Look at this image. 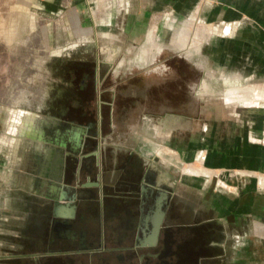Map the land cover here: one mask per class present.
Listing matches in <instances>:
<instances>
[{"label": "crops", "instance_id": "obj_1", "mask_svg": "<svg viewBox=\"0 0 264 264\" xmlns=\"http://www.w3.org/2000/svg\"><path fill=\"white\" fill-rule=\"evenodd\" d=\"M82 2L67 10L68 26L77 37L93 34L95 43H113L120 32L143 27L163 33L168 11L180 17L193 10L205 22H219L222 34L210 37V42L220 45L223 60L238 61L240 46L253 45L252 71L239 70L230 77L264 76V31L258 29L264 28V0ZM245 15L252 19V28L237 25ZM230 22L237 25L234 38L223 35L224 28L228 32L232 27ZM168 24L171 46L180 49L176 17ZM84 28L91 30L86 33ZM162 38L145 34L141 42L154 44L135 58L154 64L164 50ZM226 44H236V52ZM78 46L71 43L52 52L74 59L78 53L72 50ZM101 50L98 62L110 63L115 53L109 46ZM165 71L155 66L144 74ZM221 104L227 113L235 111L236 103ZM103 105L112 111L115 102ZM250 106L244 104L242 114L205 121L197 133L190 116H182L174 104L165 111V103L158 100L151 106L142 102L136 117L112 114L109 132L102 131L100 116L93 123L84 116L42 118L31 108L18 110L17 120H9L14 127L5 130L0 105V264H264V228L257 226L264 227V191L253 179L232 175L264 169V146L259 142L264 115L246 108ZM149 107L160 113L153 118L146 112ZM21 112L25 120L33 118L27 123L29 133L16 131ZM175 116L189 124L174 127ZM121 123L122 133L114 130ZM156 124L161 126L155 130ZM89 125L94 130L86 135ZM146 125L152 136L142 131ZM86 136L91 141H85ZM142 139L155 141L157 147L150 152L137 143ZM192 164L221 178L185 175L182 165ZM162 188L165 197L158 194Z\"/></svg>", "mask_w": 264, "mask_h": 264}, {"label": "rangeland", "instance_id": "obj_2", "mask_svg": "<svg viewBox=\"0 0 264 264\" xmlns=\"http://www.w3.org/2000/svg\"><path fill=\"white\" fill-rule=\"evenodd\" d=\"M81 3H83L82 0H0V105H4L5 109L3 112L6 121L5 130H11L14 127L15 124L9 120H17L18 110L31 108V110L38 109L34 112L42 118L67 116L69 119L76 120L84 115L93 123L94 118L97 119L100 116L103 119L102 131L109 132L108 118L112 114L120 118L136 117L140 114L139 105L142 102L149 103L151 106L157 100L165 103V111H171V105L174 104L175 110H179L182 116H190L194 128L198 130L197 133L205 121L217 119L223 115L242 114L241 107H244V104L251 105L246 108L259 109L264 115V76L256 75L250 80L246 76L239 79L230 77V74L239 70L245 74L252 71L253 45L245 43L240 46L239 52L242 58L238 61L223 60L219 51L220 45L210 42L212 41L210 37H217L218 33L222 34V31L218 29L219 22H205L203 18H198L193 10L182 12L180 17L168 11L163 33L159 32L160 28L146 29L145 27L128 34L123 32L119 34L118 30H114V34H119L118 41L102 43L99 39L95 43L93 34L77 37L68 26L67 10L82 6ZM201 14H204V11H201ZM174 17L177 19L182 49H174L170 43L172 30L169 29L168 23ZM244 18L241 24L240 22L237 24L241 25L239 28L251 27L252 19L247 15ZM237 25L233 24L228 32H225L224 28L223 35L234 38L238 30ZM258 29L264 31L263 27ZM85 30L89 33L91 29ZM147 33L155 39L160 34L163 36L161 42L164 50L160 57L153 61L154 64L151 61L143 63L135 58V54L152 48L154 44L141 42V38ZM129 34L130 37H128ZM246 34L250 35L251 32ZM126 36L128 39L125 38ZM135 39V43H132L131 40ZM71 43L79 45L72 50L75 56L78 53L74 59L58 58L52 52ZM235 45L226 44L225 46L228 50L236 52ZM104 46H109L115 55L109 60V65L107 62H100L98 71L95 73L97 62L103 59L104 54L101 48ZM188 51L193 52L192 58H184ZM197 62L205 65V74L196 67ZM88 63L90 69L94 70H90L86 79L82 77L81 70L87 67ZM155 66H164L166 71L164 74L152 72L144 74ZM142 72L144 75H141ZM201 78H206L208 92L201 91L198 87ZM82 80L87 86L78 94L73 91L72 86ZM244 87L247 90L244 91ZM226 96L227 99H224ZM254 99H258L259 102ZM112 101L115 102V106L111 111L107 105H103V102ZM222 102L236 103L235 111L227 113ZM74 104L78 107L71 106ZM121 104L125 106H119ZM40 106L42 107L39 109ZM146 112L155 118L160 113V109L149 107ZM175 117L177 122L174 127H185L189 124L188 119ZM53 125L60 126L61 123H53ZM89 126L91 127H86V135L94 130L92 125ZM148 127L143 126L142 131H148L151 135ZM114 130L122 133L125 131V125L121 123L119 128ZM259 142L264 146V130ZM137 143H143L150 152L157 147L155 141L149 142L142 139L137 140ZM181 170L185 175L191 174V177L203 180H209L210 177L221 178L218 172L206 170L199 164L182 165ZM239 172L232 175L249 177L255 181L260 191H264V169ZM257 226L261 230L264 228L262 224Z\"/></svg>", "mask_w": 264, "mask_h": 264}, {"label": "bare ground", "instance_id": "obj_3", "mask_svg": "<svg viewBox=\"0 0 264 264\" xmlns=\"http://www.w3.org/2000/svg\"><path fill=\"white\" fill-rule=\"evenodd\" d=\"M33 24V22L31 23V25ZM188 27V26H187ZM186 27V28H187ZM189 28V27H188ZM206 30V29H205ZM210 32V31H209ZM208 32V33H209ZM207 33V34H208ZM185 34V33H184ZM206 38V37H205ZM195 39V38H194ZM198 38H196L195 40H197ZM198 43V42H197ZM197 43L195 44V47L196 46H198L197 45ZM183 44V43H182ZM176 46L177 47H180V46H182L180 43H176ZM194 46V45H193ZM155 47V46H154ZM193 48V47H192ZM198 48V47H197ZM196 48V49H197ZM182 49V48H181ZM155 50L156 51H160L161 50V47L160 46H156V48H155ZM187 50V49H186ZM190 50V49H189ZM192 50V49H191ZM143 52V51H142ZM193 54V52L192 51H188V52H186L185 53V57L186 58H190V56ZM140 55V54H139ZM138 55V56H139ZM153 55V54H152ZM151 55V56H152ZM142 56V55H141ZM148 56H149V53H148ZM150 56V57H151ZM138 58V57H137ZM144 58V57H143ZM192 58V57H191ZM149 61V60H148ZM98 65H99V62H98ZM196 67L197 68H199L200 70H201V72H203V74H205V70H206V67H205V65L203 64V63H200V62H197L196 63ZM206 79V78H205ZM204 78H201L200 80H199V82H198V87L201 89V91H204V92H208V89H209V86H208V84H207V82H206V80H205ZM199 89V90H200ZM198 90V89H197ZM201 91H199V93L201 92ZM203 92V93H204ZM205 94V93H204ZM200 96V95H199ZM207 96V95H206ZM205 97V96H204ZM255 97V96H254ZM200 98V97H199ZM256 98H258V97H256ZM224 99H227V96L226 97H224ZM244 99V98H243ZM255 101L256 100H258V99H254ZM261 101V100H260ZM258 102H259V100H258ZM253 103V102H252ZM249 104V103H248ZM20 119H21V123H20V126L18 125V127H17V129H16V131L17 132H21V133H26V131L29 133L30 132V130H27L28 129V124L27 123H29V124H32V121H33V118L31 117L29 120H25L24 119V112H21V115H20ZM148 119V118H147ZM32 126V125H31ZM159 126H161L160 124H156L155 125V130H156V128H158ZM154 129V128H153ZM71 130V129H70ZM154 130V131H155ZM36 131V130H35ZM77 131V130H76ZM34 134L35 133H33V136H34ZM39 134H40V132H39ZM38 135V134H37ZM39 136V135H38ZM210 171V170H209ZM259 181V180H258ZM262 181V180H261Z\"/></svg>", "mask_w": 264, "mask_h": 264}, {"label": "flooded vegetation", "instance_id": "obj_4", "mask_svg": "<svg viewBox=\"0 0 264 264\" xmlns=\"http://www.w3.org/2000/svg\"><path fill=\"white\" fill-rule=\"evenodd\" d=\"M58 58H61V57H59L58 56ZM89 63L87 64V67H85V68H83L82 70H81V72H82V77H88V73L90 72V70L92 71V70H94V69H90V67H89ZM97 65V64H96ZM87 77H86V79H87ZM86 86H87V84H84V81L82 80L81 82H79V83H77L75 86H72V89H73V91L74 92H76V93H80V91H83V89H85L86 88ZM89 86V85H88ZM78 93V94H79ZM77 102H79V100L77 101ZM71 106H76V104H74V105H71ZM76 107H78V105L76 106ZM79 112V111H78ZM84 116V115H83Z\"/></svg>", "mask_w": 264, "mask_h": 264}, {"label": "water", "instance_id": "obj_5", "mask_svg": "<svg viewBox=\"0 0 264 264\" xmlns=\"http://www.w3.org/2000/svg\"><path fill=\"white\" fill-rule=\"evenodd\" d=\"M107 64L109 65L110 63H107ZM98 68H99V65H98V62H97L95 73L98 71ZM85 141H91V139L89 138V136L88 137L86 136ZM82 186L85 187V186H87V184L86 185L84 184ZM160 190H162L161 192L158 193L160 196H162V197L167 196L166 193H165L166 190L164 188H162ZM57 209L58 208L56 207L55 210H57Z\"/></svg>", "mask_w": 264, "mask_h": 264}]
</instances>
